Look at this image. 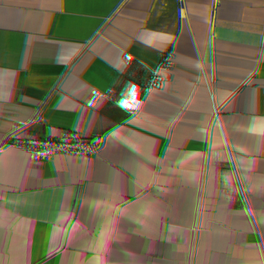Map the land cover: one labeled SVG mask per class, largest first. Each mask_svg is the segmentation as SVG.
Here are the masks:
<instances>
[{
	"label": "snow or ice",
	"instance_id": "obj_1",
	"mask_svg": "<svg viewBox=\"0 0 264 264\" xmlns=\"http://www.w3.org/2000/svg\"><path fill=\"white\" fill-rule=\"evenodd\" d=\"M123 104H127V101H122Z\"/></svg>",
	"mask_w": 264,
	"mask_h": 264
}]
</instances>
